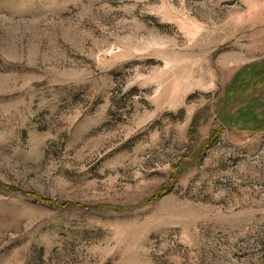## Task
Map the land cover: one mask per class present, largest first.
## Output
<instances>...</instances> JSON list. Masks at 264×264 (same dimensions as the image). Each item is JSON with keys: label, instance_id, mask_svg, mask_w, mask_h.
Wrapping results in <instances>:
<instances>
[{"label": "rangeland", "instance_id": "1", "mask_svg": "<svg viewBox=\"0 0 264 264\" xmlns=\"http://www.w3.org/2000/svg\"><path fill=\"white\" fill-rule=\"evenodd\" d=\"M0 264H264V0H0Z\"/></svg>", "mask_w": 264, "mask_h": 264}]
</instances>
